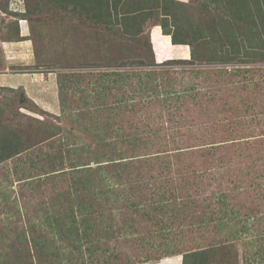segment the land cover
Returning <instances> with one entry per match:
<instances>
[{
	"label": "rangeland",
	"instance_id": "374dc122",
	"mask_svg": "<svg viewBox=\"0 0 264 264\" xmlns=\"http://www.w3.org/2000/svg\"><path fill=\"white\" fill-rule=\"evenodd\" d=\"M25 1L29 54L55 72L63 103L54 115L0 87V264H182L183 251L215 245L212 264H264V0H28L27 12ZM0 2L3 72L20 33L17 1ZM158 23L195 47L194 63L165 64L179 44ZM127 58L156 71L103 76ZM102 85L109 107L89 98ZM46 124L60 140L24 149ZM109 154L123 159L88 170ZM54 155L64 172H52L64 166ZM74 214L91 237L53 244Z\"/></svg>",
	"mask_w": 264,
	"mask_h": 264
},
{
	"label": "trees",
	"instance_id": "16d2710c",
	"mask_svg": "<svg viewBox=\"0 0 264 264\" xmlns=\"http://www.w3.org/2000/svg\"><path fill=\"white\" fill-rule=\"evenodd\" d=\"M1 1V0H0ZM53 2H54V5H58L57 4V2L56 1H54V0H52ZM1 3V2H0ZM7 6V0H6V2H5V4L2 6V8L4 9V6ZM54 5H53V7H54ZM29 2H28V0H26L25 1V11L27 12L28 10H29ZM53 7L50 9V11L53 9ZM58 10V9H57ZM132 10V9H131ZM24 11V12H25ZM10 13H12L13 15H15V16H18L17 18H22L23 17V13L22 12H19V11H15V12H10ZM129 16H131V15H129ZM125 17V21H122L121 22V24L123 25V26H126V28H128V27H131L132 25H130L132 22H129V19L127 18V16L125 15L124 16ZM142 18H143V14H142ZM143 19H145V17L143 18ZM230 21H232V20H230ZM233 23V22H232ZM227 25L229 24L228 23V21H227V23H226ZM17 25V30H18V34L20 33V31H19V24L17 23L16 24ZM155 25H161L162 26V31H163V33L164 34H169V35H171V41H172V43L173 44H186L185 42H183L182 40H179V39H177V37L172 33V32H170V30L169 29H166V27H165V24H163V23H158V24H155ZM131 29H132V27H131ZM228 33V32H227ZM19 36H20V34H19ZM204 36H206V38H210V37H212V32H211V22H207V21H205V34H204ZM21 37V36H20ZM188 45H190V47H191V57L189 58V59H177V58H175V59H172V60H167L166 62H165V64H169V63H175V62H177V63H186V64H192V63H194L193 62V60H194V57H195V53H196V50H195V47L192 45V44H189V43H187ZM127 54H128V56H131L132 55V53H131V51L129 50L128 52H127ZM128 58H130V57H128ZM128 58H127V60L125 61V62H121L120 64H122V65H120V67H109L110 65H113V64H111V63H107V64H104L103 66H105L106 68H109V69H112V70H109V71H105V72H103V73H105V74H103V76L105 75V76H107V75H111V73H115V74H117V75H125V76H129L130 75V72H135L137 75L138 74H141V73H144V74H146V75H151V73H153L154 71H156V70H154V69H152L151 68V66H156V63L153 61V62H151V64H149L150 65V68L151 69H146L145 71H143V69L142 68H144V67H146V65L144 64V60H142V59H138V60H134V61H132V60H129L128 61ZM107 61H109V60H107ZM149 65H147V66H149ZM103 66H98L99 68H101V67H103ZM125 68L124 70H119L120 68ZM129 68V71L128 70H126V69H128ZM130 68H132V69H130ZM138 68H140V69H138ZM264 71V70H263ZM263 74H264V72H263ZM146 83V82H145ZM146 85H147V87H149V82H147L146 83ZM60 87V89L62 88L61 87V85L59 86ZM106 87H108L107 85H102V87L100 86L99 88H98V86H96V87H94L93 89H92V92H94V94H96V93H98L97 94V98H96V96L94 95V96H89V98H92V97H95V100H97L98 102H94L93 101V103L94 104H98V105H100V103L102 102L103 103V105H105V106H107V107H109L108 106V104L106 105V98H104V99H100V95H99V93L100 92H102ZM95 90V91H94ZM164 93L165 94H170L171 92H169L168 91V89H166V90H164ZM106 99V100H105ZM100 102V103H99ZM61 103H63V101H61ZM96 107H99V106H96ZM45 123H47L46 121L45 122H43V124H45ZM59 125V124H58ZM57 127V128H56ZM55 128H54V125H45V128H46V130H47V132L46 133H40V134H38V140H36L35 142H29V144L28 145H26V147L24 148V149H27V150H31V149H33L34 147H32V146H36V145H38V144H40V143H44V142H46V141H53L54 139H56L57 137H60L61 135H62V133L60 132V126H56ZM54 128V129H53ZM13 135V134H12ZM28 136V135H27ZM26 136V137H27ZM13 138H12V140H17L18 139V136H17V134H15V136H12ZM58 140H60L59 138H57ZM62 139H64V138H62ZM109 145H112L113 147H116L117 146V144L116 143H111V142H107ZM36 144V145H35ZM67 144H69V142H68V140H64L63 142H62V145H67ZM32 145V146H31ZM17 146H19V148L17 149V150H15L14 152H15V154H19V153H22V152H24V149H22V147L20 146V145H18L17 144ZM54 149V151L57 153V151L59 150V149H61V148H58V149H56V148H53ZM67 152V151H66ZM61 153V152H60ZM58 155H59V153H57ZM68 154V153H67ZM120 155V156H119ZM118 156V158H116L115 156H113V155H111V154H109V155H107V156H102L104 159L102 160V159H99V158H97V159H89V161L90 162H92V163H94V165L95 164H97V165H95V166H91V164H89L88 163V170H91V169H95V170H101V169H105V167L104 166H102L103 164H99V163H101V162H116V160H119V159H123V156L121 155V154H119ZM60 156V155H59ZM58 158H60V157H58ZM57 158V156L56 155H54V156H50V157H48L46 160L49 162V164L50 165H52V166H56V162L57 161H60L61 163L63 162V160H62V158H60V159H58ZM37 161H38V158L36 159ZM63 164H64V162H63ZM58 166V165H57ZM59 167V168H58ZM56 169H53L52 170V172H56V171H58V172H64L65 171V164H64V166H58ZM61 167V168H60ZM88 185H89V183H88ZM223 205H225V203H223ZM76 209H78L79 211H82V209L84 210L85 209V207L84 206H78V207H74V209L73 210H71L72 211V214H73V212H75L76 211ZM54 219H56V217L54 216ZM57 220V219H56ZM78 221H82V220H77L76 219V215L74 214V216H73V218H72V221L71 222H67V223H65L64 224V222H61L60 224H58V227H59V232H60V234H61V237L57 240L56 238H54V239H52L51 238V241L53 242V244H56V245H59V246H61V245H63L64 244V242H71L73 245H75V243L77 242V240H74V239H72L73 238V234L75 233V235H77L78 237H79V239H83V235H85L86 234V232H82V231H87L88 230V237L90 238L91 237V234H90V236H89V232L91 233V229H92V227H93V224H90V222L88 221V226H85V225H83L82 227L84 228V230H81V228H78V226H79V223H78ZM83 222H85V221H83ZM64 224V225H63ZM83 224V223H82ZM95 224V223H94ZM201 224L202 225H207V224H205V223H203L202 221L200 222V224H199V226H198V228H200L201 227ZM242 226H244L243 228V232H246V233H249V229H250V227H249V225H242ZM206 227H208V226H202V229H204V228H206ZM218 231H223L224 230V227H226V224H224V223H217L215 226H214ZM75 231H74V230ZM82 234V235H81ZM76 236V237H77ZM231 237H235V236H231ZM231 241L233 240V238H231L230 239ZM230 240L228 241H226V242H228V243H230ZM37 243L39 244V245H42V243L40 242V241H37ZM45 242H43V244H44ZM55 245V247H57ZM76 247V246H75ZM216 247V245L215 246H213V247H211V248H209V247H203V248H197V249H193V250H187V251H183V263L182 264H212V263H218V262H213L212 260H211V257H210V255H211V252L213 251V250H215L216 251V249H213V248H215ZM182 254V252H176L175 254ZM263 259V258H262ZM149 261V260H148ZM148 261H146V262H148ZM145 262V263H146Z\"/></svg>",
	"mask_w": 264,
	"mask_h": 264
},
{
	"label": "crops",
	"instance_id": "0c3cea01",
	"mask_svg": "<svg viewBox=\"0 0 264 264\" xmlns=\"http://www.w3.org/2000/svg\"><path fill=\"white\" fill-rule=\"evenodd\" d=\"M16 1L17 2L15 3V6L17 7V9L15 10L22 12L20 3L21 0ZM28 26L29 23L27 22V18H20V39L15 41H6L5 47L8 53L7 57L5 58V63L8 70L0 72V87L7 86L22 89L27 97L30 98L34 103L42 107V109L54 115H59V111L62 110V103L60 101V95L57 89L58 86H55L56 83H54L51 76L53 75V73L55 74V72H53L52 70L37 69L34 67L36 64L34 61L35 56H31L29 54V52H31V48L32 50L34 49V46L32 40L30 39V33L27 32V30H30ZM159 30L161 32L160 28ZM161 34L164 35L162 32ZM164 36L168 37L170 40V36ZM173 46L175 47V54L174 56H170L171 58H176L177 56H180L182 58H190V54L188 55V57L183 55V49L187 45L179 44ZM170 57L166 56L164 58ZM13 65H16L17 67H19V69L11 70L10 68Z\"/></svg>",
	"mask_w": 264,
	"mask_h": 264
},
{
	"label": "clouds",
	"instance_id": "9594fccd",
	"mask_svg": "<svg viewBox=\"0 0 264 264\" xmlns=\"http://www.w3.org/2000/svg\"><path fill=\"white\" fill-rule=\"evenodd\" d=\"M22 5V4H21ZM22 10H23V8H22ZM154 51H155V49H154Z\"/></svg>",
	"mask_w": 264,
	"mask_h": 264
},
{
	"label": "built area",
	"instance_id": "2783aa9c",
	"mask_svg": "<svg viewBox=\"0 0 264 264\" xmlns=\"http://www.w3.org/2000/svg\"><path fill=\"white\" fill-rule=\"evenodd\" d=\"M21 3V2H20ZM17 9V8H16Z\"/></svg>",
	"mask_w": 264,
	"mask_h": 264
}]
</instances>
